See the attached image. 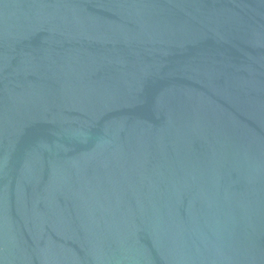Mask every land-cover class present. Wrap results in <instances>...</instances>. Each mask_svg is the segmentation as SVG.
Returning a JSON list of instances; mask_svg holds the SVG:
<instances>
[{
    "label": "water",
    "instance_id": "1",
    "mask_svg": "<svg viewBox=\"0 0 264 264\" xmlns=\"http://www.w3.org/2000/svg\"><path fill=\"white\" fill-rule=\"evenodd\" d=\"M0 264H264V0H0Z\"/></svg>",
    "mask_w": 264,
    "mask_h": 264
}]
</instances>
